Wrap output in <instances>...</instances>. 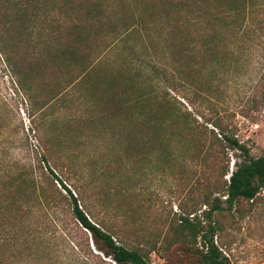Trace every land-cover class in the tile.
I'll return each instance as SVG.
<instances>
[{
	"label": "rangeland",
	"instance_id": "rangeland-1",
	"mask_svg": "<svg viewBox=\"0 0 264 264\" xmlns=\"http://www.w3.org/2000/svg\"><path fill=\"white\" fill-rule=\"evenodd\" d=\"M28 1L24 11L9 9L7 35L0 2V48L5 47L11 65L0 49L4 168H31L38 183L50 189L53 182L62 195L60 182L78 199L82 188L85 203L105 201L108 218L126 226L134 240L162 235L167 221L179 214V205L187 210L196 205L198 214L204 211L199 203L206 180L219 179L218 168L224 164L218 148L206 150L210 131L217 133L212 125L216 120L231 128L251 157L264 156V30L258 29L253 40H237L219 50L215 72L206 58L193 80L186 77L187 64L181 77L174 72L168 21L159 17L161 0ZM262 1L256 0L254 24L262 22L264 29V7H258ZM52 38L59 50L55 60L37 48ZM229 50L232 57L226 54ZM228 64L232 69L227 71ZM13 66L22 72L15 76ZM130 82L134 89L126 90ZM110 85L132 97L158 93L171 107L169 115L178 119L164 118L156 135L136 130L126 123L128 108H114L122 98L109 91ZM181 128L185 133L179 137L175 133ZM227 153L224 160L231 171L237 153ZM85 203L79 199L89 220L98 223ZM59 207L72 230L62 236L67 245L97 255V264H113L93 250L87 232L74 226L68 201L60 200ZM42 213L30 216L38 226ZM221 220L232 263L264 264V198L243 219ZM37 233L30 230L28 244L14 243L5 251L11 264H59V232ZM37 238L47 249L37 247ZM150 258L152 264H165L155 254Z\"/></svg>",
	"mask_w": 264,
	"mask_h": 264
},
{
	"label": "trees",
	"instance_id": "trees-1",
	"mask_svg": "<svg viewBox=\"0 0 264 264\" xmlns=\"http://www.w3.org/2000/svg\"><path fill=\"white\" fill-rule=\"evenodd\" d=\"M0 2L4 9L3 17L6 19L2 25L4 34L7 35L11 31L9 9L14 7L24 11L30 2L28 0ZM159 3L162 7L160 20L168 21L167 29L170 31L171 40L167 47L172 50L174 57L172 61L175 66L174 72L176 71L179 76L183 75L182 67L187 64L189 71L186 77L193 80L195 74L203 71L201 64L206 65V58L209 68L215 72L219 62L216 57L222 53L223 47L226 48L228 44H234L237 40L243 42L253 40L258 29L261 32L264 30L262 22L254 24L256 0H161ZM258 7H264V1L260 2ZM55 46L56 39L52 38V41L37 45V48L39 54H46L55 60L59 55V50ZM0 49L6 64L11 66L5 47ZM226 54L232 57L233 53L229 50ZM67 55L70 57L73 53L68 51ZM228 65L230 67L224 68L227 71L232 69L231 65ZM18 70L22 72L19 67L16 69L13 66L15 76L19 74ZM261 77L264 79V72ZM128 88L133 90L134 83L130 82L126 90ZM108 89L113 95L118 94L116 96L122 98L114 108L117 110L128 108L125 117L129 119L126 123L136 126V130L141 128L156 135L163 128L161 121L164 118L178 119V116L169 115L171 107L164 98L157 95L158 93L137 92L139 94L132 97L120 87L116 90L115 86L110 85ZM24 92L27 95L26 91ZM46 105L44 104L41 109ZM212 125L217 133L210 131L212 137L206 150L218 148V154L221 155L224 164L218 168L219 179L206 180L199 203L200 207H204V211L198 214L196 205L191 206L189 210L179 205V214L173 215L167 221L166 230L162 235L145 238L138 235L134 240L129 239L126 226L108 218L109 209L105 201L88 206L82 188L78 190L79 199L85 203V209L97 218L98 223H92L81 208L75 192L69 190L62 182L60 187L65 195L55 189L53 182L50 189L43 187L40 182L38 183L31 168L14 171L11 166L8 169L4 168V162L0 158V174H4L1 175L3 177L0 178V184L6 182L0 188V264H11L5 251L10 250L14 243H17L18 247L28 244L30 230L38 232L39 236L42 232L48 233L50 229L54 233L59 232V264H97L94 260L97 255L87 256L80 248L75 251L67 245V240L62 239V236L67 237L68 231H72L66 222V215L59 207L60 200L63 199L70 205V217L74 226L87 232L93 250L113 264H152L151 254L162 258L165 264H233L223 242L222 236L226 229L221 219L229 217L232 221L241 220L245 211L251 214L262 201L264 156L251 157L249 150L236 138V134L221 121L216 120ZM184 133L181 128L175 134L182 137ZM187 134L192 133L188 131ZM228 151L237 153L231 171L229 161L224 160ZM48 171L57 181L53 172ZM227 175L226 180L224 177ZM38 211L44 212L41 226L30 219V216L34 217ZM137 230L135 227V232ZM37 239V247L47 249L44 241H41L42 238ZM22 240L23 243L19 244Z\"/></svg>",
	"mask_w": 264,
	"mask_h": 264
}]
</instances>
